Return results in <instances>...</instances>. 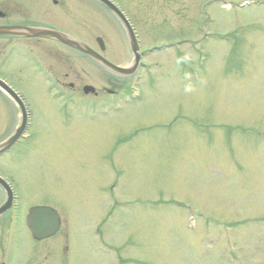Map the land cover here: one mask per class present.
I'll return each instance as SVG.
<instances>
[{"label": "rangeland", "instance_id": "obj_1", "mask_svg": "<svg viewBox=\"0 0 264 264\" xmlns=\"http://www.w3.org/2000/svg\"><path fill=\"white\" fill-rule=\"evenodd\" d=\"M58 1L55 10L27 0L34 12L14 17L61 27L97 51L101 37L109 61L133 63L110 11ZM118 2L141 40L138 76L61 47V72L68 57L66 82L80 97L69 102L40 78L16 85L35 120L32 139L0 160L21 205L12 264H264V0ZM140 80L135 100L129 85ZM88 84L98 98L85 96ZM14 109L0 94V139L20 120ZM44 203L63 227L39 244L22 217Z\"/></svg>", "mask_w": 264, "mask_h": 264}, {"label": "water", "instance_id": "obj_2", "mask_svg": "<svg viewBox=\"0 0 264 264\" xmlns=\"http://www.w3.org/2000/svg\"><path fill=\"white\" fill-rule=\"evenodd\" d=\"M98 1H100L101 3L106 5L110 10L116 13L118 17L121 19V21L124 23V25L126 26L129 32L130 39H131L132 50L135 55V64L133 67L120 68L118 66H115L114 64L107 61L104 57H102L99 53L92 50L88 46L84 45L80 41H77L61 32L54 31V30L35 29V28H30V27H26V28L0 27V34H17V35L28 36V37L35 36V37L53 38L86 54L87 56L91 57L95 61L102 64L104 67L108 68L109 70L117 74L125 75V76L132 75L136 71L138 63L141 58L132 29L129 23L127 22V20L117 10L115 6H113L107 0H98ZM98 42L100 43L102 50H105L103 41L99 39ZM85 92L86 93L94 92V88L88 86L85 88ZM10 93L21 104V101L18 98V96L11 91ZM22 109L24 111V108ZM25 124H26V115L24 114V121L22 123L21 128L13 136V138H11L8 144H6L5 149H8L20 137V135L22 134L23 128L25 127ZM29 226L35 238L37 239L48 238L49 236L54 235L56 231L59 229L60 219L57 213L51 208L37 207L31 210V215L29 216Z\"/></svg>", "mask_w": 264, "mask_h": 264}, {"label": "flooded vegetation", "instance_id": "obj_3", "mask_svg": "<svg viewBox=\"0 0 264 264\" xmlns=\"http://www.w3.org/2000/svg\"><path fill=\"white\" fill-rule=\"evenodd\" d=\"M25 1H27V0H24V2ZM6 2H7V0H0V18L4 19V20H0V25H22V24H26L29 17L25 18L27 20L22 21L20 18L19 19L15 18L14 15H22L23 14L21 7H23V10L26 14H31L32 12L27 8L25 9V7L23 5L19 6L17 4L14 5L11 3H6ZM15 40L17 41V43H23L26 47L32 46V47H34V49H38V50L43 49V48L45 49L46 46L54 45V44L46 43L45 41L39 40V39H15ZM15 40L14 39H7V38L6 39H0V77L4 80H7L8 82L12 81L11 66H13V65H12V61H10L6 58V54H7V50L9 48H12L11 50H13V45H14ZM55 45H57V43H55ZM55 53H56V56L52 57V58L57 61V64L59 66V61H60L61 56L57 55V52H55ZM49 54L51 55V53H49ZM50 72L52 73L51 74V76H52L51 83L52 84H55L57 86L66 85V86H70L71 88L74 87V84L72 82H70V83L64 82V81H66L65 78H68L70 76V73L66 72L63 75H61L60 71L55 67H52ZM4 138H2V139H4ZM5 156H6L5 154L1 155L0 159L4 158ZM1 200L2 199H0V206L3 203ZM42 205H49L50 206L51 204H48V203L45 204L44 203ZM26 220H27V215L24 218L25 226L27 225ZM8 224H9V222H7V217L5 215L1 216L0 217V231H3V229L5 227H7ZM2 234L3 233L1 232L0 237H2ZM48 240H50V239H48ZM45 241H47V240H44L41 242H45ZM0 264H8V261L6 260L4 254L0 256Z\"/></svg>", "mask_w": 264, "mask_h": 264}]
</instances>
